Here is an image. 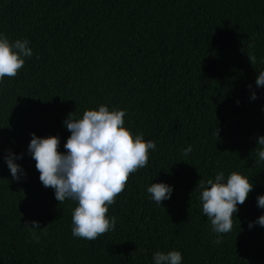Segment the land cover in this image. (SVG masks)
<instances>
[{
  "label": "trees",
  "instance_id": "1",
  "mask_svg": "<svg viewBox=\"0 0 264 264\" xmlns=\"http://www.w3.org/2000/svg\"><path fill=\"white\" fill-rule=\"evenodd\" d=\"M0 33L33 52L0 81V264H154L171 250L181 264H264V0H0ZM101 104L125 110L124 126L156 148L109 206L115 229L88 241L72 235L76 202L58 204L27 147L32 133L57 136L64 153L67 115ZM221 171L253 189L215 244L198 184ZM158 182L172 187L161 205L147 192Z\"/></svg>",
  "mask_w": 264,
  "mask_h": 264
},
{
  "label": "clouds",
  "instance_id": "2",
  "mask_svg": "<svg viewBox=\"0 0 264 264\" xmlns=\"http://www.w3.org/2000/svg\"><path fill=\"white\" fill-rule=\"evenodd\" d=\"M33 55L29 41L17 39L10 42L0 33V81L5 77L14 78L24 67L25 58ZM251 64L256 63L254 55H247ZM257 87H264V71L256 77ZM251 87V85H249ZM253 92L252 99H256ZM125 110H109L106 105H99L98 110L86 109L82 118H76L71 112L63 121L70 132L64 153L59 151L60 140L57 136L37 137L31 134L27 151L35 160L39 180L44 187L54 189L58 204L66 200L76 202L72 210V235L94 241L98 237L115 229L116 217H109V206L114 204L121 194L129 177L148 164L149 152L155 150L152 140L142 134L133 136L124 126ZM218 129L215 136L218 138ZM259 145V161H264V136L256 138ZM192 151L188 146L184 155ZM19 154L11 151L4 159L12 178L19 180L25 175L22 167L15 161ZM199 200L202 213L210 221L211 231L216 233L215 244L222 242V235L232 231L233 217L253 189L248 177L237 172L225 177L224 172H217L214 179L199 180ZM151 199L161 205L169 199L172 187L166 183H151L147 187ZM257 206L264 208V195H258ZM256 223L264 226V214ZM33 231L32 238L39 242L35 229L40 228L37 221L25 222ZM249 228L253 226L249 222ZM154 264H181L182 254L178 250L157 251L153 254Z\"/></svg>",
  "mask_w": 264,
  "mask_h": 264
}]
</instances>
